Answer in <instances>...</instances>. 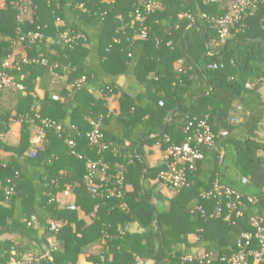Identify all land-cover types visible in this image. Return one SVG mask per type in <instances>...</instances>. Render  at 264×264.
Returning <instances> with one entry per match:
<instances>
[{
  "label": "trees",
  "instance_id": "obj_1",
  "mask_svg": "<svg viewBox=\"0 0 264 264\" xmlns=\"http://www.w3.org/2000/svg\"><path fill=\"white\" fill-rule=\"evenodd\" d=\"M2 1L0 67L9 55L30 62L12 73L25 94L0 90V264L49 249L41 264H78L82 256L86 264H180L200 249L214 254V263L230 256L240 235L252 231L250 220L264 219V1L222 41L209 20L227 13L226 1L160 0L162 10L143 22L146 39L134 40L117 16L129 22L135 0H27L21 21L20 0ZM36 32L42 38L31 44ZM60 32L82 38L68 46ZM40 118L63 130L46 129L31 158ZM201 120L214 143L200 149L186 185L159 195L158 175L173 161L168 149L184 143ZM93 122L98 144L87 136ZM15 123L19 138L11 144L2 137ZM156 145L161 158L153 163ZM87 161L107 166L94 173V184L112 195L90 194ZM215 183L256 199L245 200L241 216L230 221L210 217L217 200L202 193ZM66 188L74 211L62 197ZM50 222L60 225L56 233Z\"/></svg>",
  "mask_w": 264,
  "mask_h": 264
},
{
  "label": "built area",
  "instance_id": "obj_2",
  "mask_svg": "<svg viewBox=\"0 0 264 264\" xmlns=\"http://www.w3.org/2000/svg\"><path fill=\"white\" fill-rule=\"evenodd\" d=\"M46 3L56 2L57 0H42ZM106 3H111L114 0H101ZM137 3V9L134 11L129 20V22H124L122 16H117V19L120 21L121 26L120 30L123 33L126 27L134 30V35L131 36V39H146L148 29L144 25V20L147 16L153 14L156 11H161L163 6L160 0H135ZM217 1H226L227 2V13L222 17L211 18L209 21L213 29L219 34L220 40H224L230 29L237 24L246 14L248 10L254 8L259 0H217ZM264 1V0H263ZM26 4L27 0H20V15L19 20L21 21V16L26 13ZM82 7V6H80ZM136 23H139V28L135 29L134 26ZM30 43H34L36 40L42 38L40 33H33L29 35ZM59 37L61 41L68 46H72L80 38L81 34L69 35L66 32H60ZM114 43H118V39H113ZM126 41H130V37H126ZM29 59L23 57L21 59H16L13 55H9L1 64L0 67V90L7 91H19L22 94H25V87L23 84L15 81L13 72L21 71L22 65L28 64ZM41 64H46L45 60H41ZM215 67V66H214ZM84 79L80 80L83 81ZM52 99L55 101L61 100L57 95H53ZM161 104V103H160ZM237 108H240L238 105L234 104ZM36 107V111H38ZM36 117L39 118L38 113ZM238 122L237 119L232 120V123ZM41 125L38 127V130L35 135L30 140V146L27 151V155L31 158L35 157L37 152H39L43 147V139L45 136V130L50 129L55 134L62 132V126L56 125L51 122L49 119H41ZM93 130L90 134H87L89 140L93 144H98L99 139L102 135L99 133V125L96 122L92 123ZM192 126V124H190ZM213 134L209 125L205 121H199L194 128L192 135H190L184 143L181 145L171 146L167 153L172 157L173 161L170 163V169L163 171L158 175V179L161 182V185L165 186L170 190H177L178 188L183 187L187 183L186 170L194 169V164L196 161L201 160L203 155L201 153L202 147L211 146L213 141ZM65 144L72 149V154H75V142L71 138H66L64 140ZM102 148L105 149L106 146L102 145ZM78 158H81L77 155ZM179 166V167H178ZM86 168L88 169V175L85 178L86 185L89 188V192L92 196L103 197L105 194L112 195L114 190L109 187L104 188V190H98L99 188L94 184V173L97 170L103 172L106 171L107 166L101 161H87ZM116 184L120 185L122 182V172L119 171L118 177H116ZM246 181L243 179L242 183ZM102 186V185H101ZM99 186V187H101ZM12 189L7 190L9 194ZM262 194L264 196V186L262 188ZM202 196L207 199H216L217 203L213 213L210 217L219 218L223 216L225 221H230L231 218H236L241 216L242 207L244 206L245 200L249 203H253L256 198L244 196L242 193H239L235 190L229 189L224 185L215 183L209 191L203 192ZM62 197L67 201V209L74 211L76 205L74 203V194L73 192L66 188L62 192ZM97 208V207H96ZM95 208V209H96ZM202 213L203 210L199 209ZM94 215V214H92ZM34 223V219H30V223ZM29 223V225H30ZM250 226L252 231L242 233L237 241L236 249L230 256L219 257L217 263H214L213 256L214 254H205L202 249L196 250L192 255L187 256L180 264H259L264 262V219L253 217L250 220ZM49 230L53 233H56L60 227L59 224L55 222H50ZM128 231V227L124 228L123 232ZM50 247L53 248L54 238H49L48 240ZM50 249L46 253H40L39 256H34L32 254H27L21 258L11 257L8 264H41L40 261L48 257ZM140 264H143L141 262Z\"/></svg>",
  "mask_w": 264,
  "mask_h": 264
},
{
  "label": "crops",
  "instance_id": "obj_3",
  "mask_svg": "<svg viewBox=\"0 0 264 264\" xmlns=\"http://www.w3.org/2000/svg\"><path fill=\"white\" fill-rule=\"evenodd\" d=\"M3 4V1L2 0H0V5H2ZM121 82H122V80H121ZM36 93L38 94V95H41V91L40 90H36ZM108 106H109V109L112 111V110H115L116 108H117V102H116V100L115 99H109L108 100ZM19 130H20V124L19 123H15V124H13V125H11V128H10V131L7 133V134H5L2 138L4 139V140H7V141H9L11 144H15V143H17V141H18V138H19ZM37 130H38V127L36 126L35 127V129H34V134L33 135H35L36 134V132H37ZM33 137V136H32ZM158 146V145H157ZM161 154V153H160ZM159 157H157V158H161V155H158ZM149 158H151V155L149 156ZM150 160H153V159H150ZM161 185V184H160ZM164 189V194H167L168 193V188H166L165 186H163V185H161ZM163 194V195H164ZM85 257L86 256H82V258H80L79 259V261H78V264H86L85 263ZM145 264H151V262H146Z\"/></svg>",
  "mask_w": 264,
  "mask_h": 264
},
{
  "label": "rangeland",
  "instance_id": "obj_4",
  "mask_svg": "<svg viewBox=\"0 0 264 264\" xmlns=\"http://www.w3.org/2000/svg\"><path fill=\"white\" fill-rule=\"evenodd\" d=\"M262 96L264 97V87H263V90H262ZM235 123H236V121H235ZM151 151H152V154H151V158L150 159H153L151 161L154 163L155 161L160 159V158H157V157H159L158 155H161L160 154L161 152H160L159 146H157V145L154 146L153 148H151ZM163 189L164 188L160 184L156 187V191L159 193V195H163L165 193Z\"/></svg>",
  "mask_w": 264,
  "mask_h": 264
}]
</instances>
